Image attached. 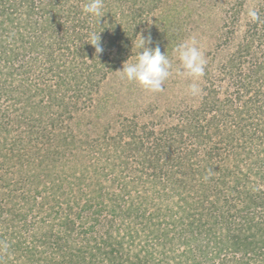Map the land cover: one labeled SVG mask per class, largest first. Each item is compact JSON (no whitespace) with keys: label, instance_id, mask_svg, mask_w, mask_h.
<instances>
[{"label":"rangeland","instance_id":"1","mask_svg":"<svg viewBox=\"0 0 264 264\" xmlns=\"http://www.w3.org/2000/svg\"><path fill=\"white\" fill-rule=\"evenodd\" d=\"M139 4L143 5L141 2ZM132 10L139 14L142 23L138 29H134L136 37L128 34V37L132 40L134 37V40L132 48L125 53L126 59L134 60L137 54L135 44L139 41L140 35L144 37L150 35L151 44L148 46H159L161 52H164L173 64L171 75L164 81L162 90L148 91L134 81L122 79L119 72L124 62L122 61L87 96L81 93L83 96L77 98L78 90L76 89L78 88L64 87L62 84L58 88H51L53 95L56 94L59 97H63V92H65L66 104L60 105L54 102L47 107L46 104L51 101L50 98L34 85L44 78L40 79L36 76L38 71L30 72L31 68H29L21 73H15L13 84L23 82L26 86H33L28 93L22 92L23 87L18 89L19 93L31 96V103L24 105L22 97V102L10 105L11 102L7 98L15 92L9 89L11 80H7L6 76L0 72V122L11 129L10 132L5 131L0 139V174L7 175L11 172L13 175L6 179H13L16 171L12 168L18 169V164H32L28 166L30 167L28 171L37 177L43 169L41 165L36 164H47L48 166L51 164V168L47 171L48 174L43 175L42 178L51 179L52 175L56 179L60 176L64 179H72L74 191H66V194L71 192L73 196L78 197L79 203L76 205L79 207L76 206V209L80 208L82 212L86 209L90 210L88 215H70L76 224L77 233L82 230V227L88 225L87 222L95 221L97 216L107 214L109 218L116 220L112 229L113 236L117 238L116 241L106 244L98 239L97 242L102 244L99 250L96 240L91 235L86 245L83 246L89 258H92L90 251L93 249L98 252L97 256H103L100 264L231 263L242 254L249 255L251 252L224 246L213 239L192 240L190 238L192 241L184 239L183 234L189 237L191 235L187 231L186 233L179 232L182 226L174 223L177 213H171L170 209L164 206L166 199L162 196V186L159 184V177L156 176V164H173L172 161L177 159L176 152H183L181 150L186 145L190 146V150L194 149L196 153L190 157H181V163L199 164L197 161L200 159L199 154L202 153V147L196 150L194 143L187 138V135L182 136L183 138L179 136L176 138L178 147L174 146L173 150L174 157L173 155L165 156V154H160L156 148V138L161 137L170 127L185 124L186 110L189 111L192 106L200 105L202 96L207 92L205 85L216 90L215 96L222 103L235 96L236 88L239 86V75L252 70L256 66L255 62L264 58V31L260 30L261 35L259 33L255 35L252 31L254 19L264 14V0H160L150 11H147L148 19L144 17L145 7L138 9V6H134L133 9H123V7L118 9L115 5L109 12L117 14L118 19L120 18L119 21H115L116 23L121 22L119 26L111 24L112 30L115 27L123 29L130 26L128 14L130 11L132 13ZM122 11L125 13L123 14ZM1 32L6 35V41L9 36H13V30L8 26H0ZM193 36L207 62L204 75L195 80L183 75V69L175 55L176 46ZM15 44L17 45L15 48L27 46V44L22 45L19 39H15ZM121 44L119 43V46ZM116 49L117 45L114 47V50ZM66 58L69 57L66 56ZM0 66H3L0 71H6V65L2 60H0ZM51 81L54 82L53 79ZM194 82L201 89L196 96L188 92L189 85ZM47 90L48 87L45 85V91ZM232 100L234 101L233 98ZM64 108L67 109L64 110ZM18 120H25L23 124L29 129L32 128L33 132L37 131L36 126L45 127L47 135L49 132H62L67 137L68 143L64 144L63 136L54 137V141L59 143L56 144L57 149H52L54 147L53 137L46 136L45 138L38 137L32 145L36 149H29L28 146L16 147L15 137H18L19 131L22 130V127L17 125ZM30 141L31 139L27 136L23 141L19 140L25 145ZM218 145H220L219 142L216 146ZM121 150L125 154L120 158L115 154L116 152L120 154ZM140 152L142 154L147 152L149 157L143 156ZM215 158H218L217 155ZM110 164H116L115 169ZM81 168L85 171L82 175L83 179L73 178L71 171L75 169L76 172H80ZM88 171L98 181L93 180L92 176L89 177ZM110 171H113L111 176ZM115 175L119 176V180L116 177L113 180L112 176ZM154 179H156V185L153 184ZM84 180L91 182L92 186L102 185L111 199L106 196L104 204L99 205L100 199L97 198L98 194L95 191L80 190L82 186H85ZM160 180L162 181L161 178ZM32 184L43 186V183H38L37 180H32ZM124 185L132 191L127 193L129 190L125 191ZM8 189L9 186L1 180L0 176V193ZM229 190L225 191L219 202L226 200L227 205H230L229 212H231L241 205V201ZM51 195L54 194L51 193ZM40 196H38L39 200L43 199ZM144 196L148 199L147 202L142 200L144 210L142 208L140 211L126 209L131 197L141 200ZM176 197L175 194V197L168 202L175 201ZM190 197L194 198L193 195ZM150 198L156 199L148 203ZM86 199L87 204H84ZM158 200L161 201L160 204L157 203ZM211 200H216V197ZM87 205H92V207ZM112 206L117 208L113 209ZM226 208L223 207V212H226ZM1 210L3 209H0V234L8 237L5 238L6 243L18 241L20 246L15 247L14 255L11 257L6 256L8 252L5 250L6 253L0 255V264L23 263L27 260L24 243L29 245L28 247H37L39 251L42 248L52 251L51 243L41 244L40 241L30 237L32 230L44 225L39 213L33 211L29 213L28 228L30 230L17 228L23 232L22 237V235L12 233V228L8 232L9 235L5 234L7 233L5 223L15 218V215L5 209ZM208 210L210 211V207ZM209 211H207L208 218H211ZM59 215L54 218L63 220L64 215L61 213ZM86 220L87 222L81 223ZM63 230L67 231V234L77 235L73 225L66 229L64 226ZM87 232H94L96 235V229L88 230L87 228L81 233ZM72 238L74 237L65 236V241L58 246L64 247L67 243L75 242L76 240ZM0 244L3 245L4 241H0ZM71 248L75 249L76 254L79 252L76 247ZM116 255L119 256L111 257ZM257 262L258 259L252 256L244 264H257Z\"/></svg>","mask_w":264,"mask_h":264},{"label":"trees","instance_id":"2","mask_svg":"<svg viewBox=\"0 0 264 264\" xmlns=\"http://www.w3.org/2000/svg\"><path fill=\"white\" fill-rule=\"evenodd\" d=\"M158 1L160 0H104L105 14L97 24L95 18H90L82 12L86 0H0V26H8L13 30V36H9L7 41L6 35L0 33V60L6 65V71L0 72L6 76L7 80H11L9 89L15 92L7 98L11 102L10 105L22 102V97L24 105L31 103V96L25 93H28L33 86H26L23 82L13 84L14 74L29 68H31L30 72L38 71L36 76L40 79L44 78L34 85L50 98L51 101H48L47 107L54 102L60 105L66 104L65 92L63 97H59L56 94L53 95L51 91V88H58L60 84L64 87L78 88L76 89L78 90L77 98L83 96L81 93L87 96L111 70L126 60L125 53L132 48L134 37H136L134 29H138L142 23L134 9L128 14L130 26L123 29L115 27L112 30L111 24L119 26L121 21L116 23L115 21H119L120 18L118 19L117 14L109 11H112L115 5L118 9L145 7L144 17L148 19L147 11H150ZM139 2L143 5L141 6ZM122 13L125 12L122 11ZM260 30L264 31V14L255 18L252 24L255 35L258 33L261 35ZM90 31H101V44L104 48L102 54H97L94 46L86 42ZM128 34L134 36L133 40L128 37ZM15 39H19L22 45L27 44V46L15 48L17 46ZM119 43H122L121 46ZM115 45H117L116 50H114ZM255 64L252 70L239 75V86L236 88L235 96L232 97L234 101L229 98L222 103L215 96L216 90L205 85L207 92L202 96L200 105L192 106L189 111L186 110L185 124L170 127L161 137L156 138V148L165 156L173 155L174 157L173 150L178 147L176 138L179 136L187 135V138L194 143L196 150L202 147L200 159L197 161L199 164L181 163V157H190L196 153L194 149L190 150V146L186 145L181 150L183 152H176L177 159L172 161L173 164H156V176L159 177L158 181L162 186V196L166 199L164 206L170 209L171 213H177L174 223L182 226L179 232L187 231L191 235L189 237L183 234L184 239L187 241L213 239L224 246L251 252L249 255L242 254L228 264H244L252 256L258 259L257 264H264V67H262L264 58ZM1 67L3 66H0V70ZM45 85L48 87L47 91H45ZM21 87H23L22 92L25 93H19L18 89ZM24 121L17 122L22 130L19 131V136L15 137L16 147L28 146L29 149H36L32 145L38 137L46 136L53 137L52 149H57L56 144L59 143L54 141V137L63 136L62 140L67 145L68 139L64 133L55 131L47 135L46 128L41 126H36L37 131L33 132L32 128L29 129L24 125ZM6 126L8 125L4 126L0 122V139L5 131L11 130ZM25 136L31 139L27 145L19 142L21 139L23 141ZM218 142L220 145L216 146ZM223 151L224 154H222ZM124 154L121 150L120 154L116 152L115 155L121 158ZM142 155L149 157L147 152ZM215 155L218 158H215ZM31 165L18 164V169L12 168L16 171L14 173L16 179H6L13 175L11 172L7 175L0 174L1 180L9 186L8 190H2L0 193V209L15 215V218L5 223V232H7L5 234H8L12 228V233L23 237V232L17 228L30 230L28 215L33 211L40 214L44 225L32 230L30 237L40 241L41 244L51 243L53 249L48 251L42 248L39 251L37 247H28L29 245L24 243L28 261L16 264H100L103 256H97L98 252L93 249L90 251L92 258H89L83 246L91 235L96 240L99 250L102 244L97 242L98 239L106 244L116 241V236L112 234L116 220L109 218L107 214L97 216L95 221L81 222H87L88 225L82 227V230L77 233L76 224L70 215H88L90 210L86 209L82 212L80 208L76 209L78 206L76 203H79L78 197L73 196L71 192L66 194V191H74V181L61 176L56 179L51 174V179L42 178L43 175L48 174L51 164L49 166L36 164L41 165L43 169V172L36 177L28 171L30 169L28 166ZM110 165H113L112 168L115 169L116 164ZM71 172L75 179H83L82 175L85 173L82 168L80 172H76L75 169ZM109 174L111 176L113 171ZM87 175L98 181L89 171ZM115 177L119 180L118 175L112 176L113 180ZM32 180L43 183V186L32 184ZM84 183L85 186H82L80 190L95 191L98 194L97 198L100 199L99 205L104 204L106 196L109 198V194L105 192L107 190L102 185L92 186L88 180H84ZM153 184L156 185V179L153 180ZM123 189L129 190L127 193L132 191L127 188V185H124ZM227 189H230L229 191H232L241 201V205L235 211L229 212L230 205H227L226 200L219 202ZM175 194L177 195L175 201L171 200L169 203L168 200L175 197ZM39 195L43 199L39 200ZM213 197H216V200H211ZM155 199L150 198L148 203L154 202ZM142 200L148 201L145 196L141 200L131 197L126 209L128 211H140L141 208L144 210ZM157 203L160 204L161 201L158 200ZM84 204H87V199ZM87 206L92 207V205ZM223 207H227L226 212H223ZM112 208L117 207L112 206ZM207 211L211 218H208ZM60 213L64 215L63 220L54 218L60 216ZM62 225L65 229L73 225L77 235L67 234ZM87 228L88 230L96 229V235L94 232L81 233ZM65 236L74 237L72 239L76 241L67 243L64 247L58 246L65 241ZM5 238L8 237L0 234V241H4L3 245L0 244V255L5 254L7 250L6 256L11 257L14 255L15 247H19L20 244L18 241H15L16 244L13 241L6 243ZM71 247H76L79 252L76 254L75 249Z\"/></svg>","mask_w":264,"mask_h":264},{"label":"clouds","instance_id":"3","mask_svg":"<svg viewBox=\"0 0 264 264\" xmlns=\"http://www.w3.org/2000/svg\"><path fill=\"white\" fill-rule=\"evenodd\" d=\"M82 12L90 18H95V23L99 24L100 18L105 14L104 0H86ZM101 31H90L86 40L87 43L94 46L97 54H102L104 51L101 44ZM149 44H151V36L140 35L139 41L135 44L137 54L134 60L126 59L119 72L122 79L134 81L145 90L158 92L162 90L164 81L171 75L173 64L165 53L161 52L159 46L149 47ZM197 45L198 42L193 36L175 48V55L183 69V75L194 80L204 75L207 63L203 51ZM200 91L197 83L189 85L190 95L196 96Z\"/></svg>","mask_w":264,"mask_h":264}]
</instances>
